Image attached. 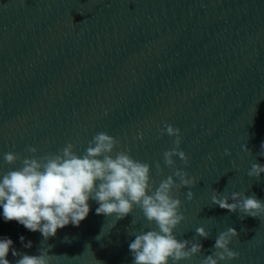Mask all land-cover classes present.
<instances>
[{
  "label": "clouds",
  "instance_id": "1",
  "mask_svg": "<svg viewBox=\"0 0 264 264\" xmlns=\"http://www.w3.org/2000/svg\"><path fill=\"white\" fill-rule=\"evenodd\" d=\"M160 131L161 136L175 137L174 146L163 153L164 164L174 171L154 190L151 165L134 159L129 151H116L120 141L106 132L94 135L82 156L74 150L76 146L72 142L57 153L44 156H36L38 150L34 146L26 148L33 154L28 158L16 152L5 153L4 161L8 165L20 160L22 166L0 178V208L4 220H15L47 240L69 224L79 227L91 211L89 200L99 205L96 215L115 216L116 220L125 219L139 208L147 222L154 223L156 228L133 233L135 239L128 246L132 264H180L201 254L200 241L180 240L174 234L186 219L183 202L175 198L174 190L189 189L186 199L190 202L195 195L191 189L197 184L187 171L176 168L174 157H178L185 168L189 166V157L180 148L181 132L171 124ZM137 138L142 139L143 133ZM242 148L250 152L246 144ZM224 155L230 156V150L225 149ZM259 155L264 157V142ZM155 167L157 174H161L163 169L159 162ZM261 174H264V164L253 162L247 175L259 180ZM211 202L229 213H239L240 219L264 216V201L255 193L246 195L234 191L225 195L213 190ZM195 232L203 240L211 237L203 226L197 227ZM236 237L239 233L233 227L220 232L211 254L206 255L201 264H221L236 259L239 253L230 248ZM19 239L25 248L32 247V242H25L24 236ZM10 251L13 257H20L15 264H50L48 251L39 249L38 255L18 252L8 237L0 239V264H11L7 258Z\"/></svg>",
  "mask_w": 264,
  "mask_h": 264
}]
</instances>
